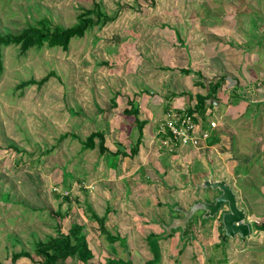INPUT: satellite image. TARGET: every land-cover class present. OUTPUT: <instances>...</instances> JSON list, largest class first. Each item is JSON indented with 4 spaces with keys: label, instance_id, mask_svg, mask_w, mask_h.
Returning a JSON list of instances; mask_svg holds the SVG:
<instances>
[{
    "label": "rangeland",
    "instance_id": "obj_1",
    "mask_svg": "<svg viewBox=\"0 0 264 264\" xmlns=\"http://www.w3.org/2000/svg\"><path fill=\"white\" fill-rule=\"evenodd\" d=\"M94 3L115 19L72 38L67 50L45 46L23 53L18 45L1 47L0 263L40 264L41 256L36 262L24 257L13 261L12 254L33 253L36 241L55 237L59 226L68 233L76 222L83 226L93 257L87 263L74 256L56 264H108L111 259L116 264L129 260L142 264L154 254L156 264H264V200L252 202L248 217L252 233L246 241L238 236L222 240L221 212L207 220L196 213L189 223L192 237L182 239L180 232L163 237L166 231L161 224L182 215L168 205L189 209L194 202L212 201L218 194L183 184L189 173L196 182L210 172L217 177L228 172L225 165L213 163L212 152L205 148L207 141L218 142L213 128L208 129L210 139L193 146L200 149L195 158L179 157L184 153L179 151L162 161L152 157V162L157 161L153 167L145 158L137 172L140 178L129 175L140 154L124 159L82 144L90 133L101 130L109 147L129 151L139 137L138 121H148L147 111L152 110L154 132L165 117L167 94H178L170 86L182 89L178 75L198 78L192 69L186 73L174 63L179 50L175 46L185 45L191 53L192 65L186 61L184 66L209 71L208 79L221 76L217 75L221 58L237 60L243 43L247 49L246 42H258L244 37V32L253 14L264 13L262 0H0V35L19 34L43 18L68 28ZM255 28L260 33L261 22ZM230 33L234 36L229 39ZM256 53L263 57L262 50ZM252 54L249 51V57ZM49 74L43 85L19 86ZM122 96L124 102L140 97L143 113L126 116L113 106ZM199 114L204 121L212 116V112ZM149 135H142L143 149L151 144ZM154 139L153 146L159 147ZM199 158L204 159L202 164ZM152 168L159 170L156 177ZM251 169L244 165L246 173ZM250 173L251 178L244 180L248 192L259 184L255 171ZM87 205L106 215L107 229L122 238L108 241L90 219ZM258 223L263 226L257 230Z\"/></svg>",
    "mask_w": 264,
    "mask_h": 264
},
{
    "label": "crops",
    "instance_id": "obj_2",
    "mask_svg": "<svg viewBox=\"0 0 264 264\" xmlns=\"http://www.w3.org/2000/svg\"><path fill=\"white\" fill-rule=\"evenodd\" d=\"M262 5L264 8V0H262ZM257 16H260V18L258 19ZM263 16L264 13L262 15L253 14L250 23L247 25L246 31L244 32L245 34L244 37H246L249 40L250 39L257 40L258 42L251 43V41H249L247 43L244 40L246 42L247 49L245 48V46L243 48V45H245L243 43L241 46L242 48L240 50L241 52L238 53L237 51L236 53L237 56H240V58L239 59L237 58V60L233 59L232 57L228 59H226V57H223L220 59L221 66H219V71L217 75L220 74L221 76H224L225 81L217 90L213 92L212 96L210 97L209 103H211L212 106H207L206 109L202 112V114L204 112L206 114L212 112V116L210 118L209 117L206 118L204 121L202 118H200L201 116L199 114L200 127L202 129H210L209 128L211 127L210 122L211 121L216 122L217 126L211 130H212V134H214L215 137L217 136L218 142L212 144L207 141L205 148L210 149V151L212 152L213 163L218 166L225 165L226 168L228 169L227 170L228 172L225 174L224 177H217L214 174V172H210L207 175L200 176L197 180H195L196 182H194L193 179L194 176L189 173L185 181L183 182L184 187H190L189 186L190 182H192L193 184H197L205 177H210L211 175H213V179H225L228 183H230L233 186L235 192L237 193L238 204L239 206L245 208L247 213V221L249 223L251 219L248 217H250L252 213V205H253L252 202H255L256 200L257 201L264 200V17ZM260 22H261V32L259 33L257 31L258 28H255V26H257V24H259ZM234 33L232 34L230 33L229 34L230 36L224 35V37L226 36L230 39L231 36H234L233 35ZM180 46L181 47L175 46V48L179 50L176 53L177 56L173 60L174 63L176 65H182L180 67L181 68L180 70L187 68L192 69L194 72H200L202 77L196 74L198 78L194 79L195 77L191 75L186 76V78H183L181 75H178V77L181 78L180 84L182 89L177 88L176 87L177 85L174 86L175 88H177V90L173 88V85L170 86L172 88L171 92L174 91L178 94L177 95L173 93L167 94L166 104L168 107H166L167 108L165 110L166 112L170 108H180L183 107L185 104H187L186 106L193 105L197 102L198 95L205 96L209 91L207 82L202 84L203 83L202 79L203 77L210 78L208 77L210 76L209 74L210 72L202 70L197 66L196 67L184 66L186 61L187 63L192 65V63H190V61L192 60L191 59L192 56L191 53H189V51L186 50L185 45L184 46L180 45ZM224 49H226L225 46ZM259 50H262V55H263L262 58L260 57V55H257L256 53V51ZM249 51L253 53L252 56L250 57L248 55ZM213 56L219 57L217 54ZM243 56L244 58L246 57L245 61L243 60ZM237 66L238 68L239 66L244 68L242 73H240L241 71L240 69L237 68ZM254 72H257L259 74L254 76L253 75ZM238 73H240V75ZM177 84L180 85L179 83ZM181 90L183 91L179 93ZM120 98L121 100L116 102L117 107H120L121 112L124 113L126 107L130 108V105L128 104L130 99L128 97L124 102L123 96ZM139 98L140 97H135L133 103L135 107L139 109V113L142 114L143 106H142V102H139L138 100ZM131 100H133V97H131ZM154 108L156 107L152 106V109ZM147 112H148V116H147L148 121H144L145 124L146 122L147 124L144 125L143 127V137L146 134L147 135L151 134L149 135V138L152 137V141H154L155 140L154 136H155L157 137L159 142L157 129H158V125L160 124L159 122H161L162 120L158 121L157 128L153 132L151 122H152V118L155 117L156 115L153 113V110L152 112L151 111H147ZM165 113L163 114V116L165 115ZM126 116H130V115H126ZM152 132L154 133V135H152ZM212 134H210V137L208 139L211 138ZM138 136H139V129H138ZM143 140L144 139L142 138V142ZM152 141L147 149H143L142 146L140 147V151L138 153V155L139 154L140 155L138 161L136 162L135 165L136 167H134V172L129 174L130 176H132V178H134V176L135 178H140V174L137 175V172H139L142 166L146 164L145 158H149L148 162H151L150 166L153 167L157 164V161L152 162V157L160 158V160L162 161L170 156L175 155L179 151H183L184 155L182 154L179 157L185 156L187 159H190V158H195L194 156L197 154L196 151H200V149H196L191 145H185V146L173 145L171 148L170 147L167 148L162 146L160 142H159V147H155L153 146ZM106 143H107V137H106ZM108 148H110V150L112 151L118 149V148L113 149L109 146ZM125 151L129 152L130 150L129 151L125 150ZM124 157H125L124 159H130V160L132 158L131 156H124ZM199 160H200V162L198 161L199 164H202L201 160L203 161L204 159L199 158ZM125 162L127 163L128 161L125 160ZM245 164L249 165L250 168H252L255 171L257 178H259L258 180H256V182L259 181L258 182L259 184H255L258 187L249 188L250 189L249 192L246 190L247 186L244 184V180L246 179V177H249L251 175L250 172H252V169L248 173H246L244 171ZM258 166L261 168L260 173L259 171H257ZM164 168L165 167H163V169ZM160 172L165 173V171H160ZM158 173L159 170L157 169L155 170V168H152V176L156 177ZM165 174L167 175V172ZM124 177L127 176L124 175ZM168 177L169 176L167 175L166 178ZM127 178L131 179V177H127ZM152 180H154L153 177ZM140 184H141V179H140ZM143 189L144 188H141L139 192H141V190L143 191ZM194 190H198V189H194ZM152 191H154L153 188ZM170 206L172 205H168L169 209ZM172 212H177V211H172ZM181 216H172L169 223L161 224V226L165 229V231L169 233L168 235H170L172 232L173 233L180 232V237L182 238L180 228L177 229L172 228L171 230H167V226L170 225L172 218L181 217ZM189 223L188 226L190 225ZM260 225L262 224L258 223L255 225L257 230L261 229ZM168 235L163 237H168ZM192 236H188V237H192Z\"/></svg>",
    "mask_w": 264,
    "mask_h": 264
},
{
    "label": "trees",
    "instance_id": "obj_3",
    "mask_svg": "<svg viewBox=\"0 0 264 264\" xmlns=\"http://www.w3.org/2000/svg\"><path fill=\"white\" fill-rule=\"evenodd\" d=\"M115 16H109L104 13L101 5L94 3L93 7L88 10H83L78 15V21L72 26L60 27L48 19H41L35 24H28L19 34H6L0 35V68L2 67V46H8L11 44L18 45L21 52L25 53L32 48L41 49L45 46L61 47L65 50L69 48L72 38H80L85 33L96 25H102L106 22L113 21ZM183 72L190 73L191 69H182ZM201 76L200 72H196ZM49 74L41 79L31 78L22 81L19 86L24 87L28 85H43L51 76ZM202 77V76H201ZM208 85V92L205 96L198 95L197 102L193 105L187 106L189 112H203L207 106H212L209 103L210 97L213 92L217 90L225 81L224 76L214 77L212 79L206 78ZM204 84V83H202ZM133 101H129L130 108L126 107L124 113L126 115H139V109L133 106ZM113 106H117L116 100L112 102ZM139 125V137L135 146L130 148V151L117 149L115 151L110 150L106 143L105 132L98 130L90 133L83 141V147L85 149H94L96 146L100 154L109 153L114 156L122 155L134 157L140 151L142 145L143 127L144 121H138ZM96 139L99 140L96 144ZM88 210L91 212L90 219L98 223L100 233L105 235L107 240L115 242L120 240V235H113L106 226V215H98L90 205H87ZM262 228V225H260ZM83 226L74 222L71 223L68 233L61 231V226L57 229V235L53 238H49L48 241H36L34 245V252L31 253L26 250H21L12 254V260L17 261L20 258H29L32 262H36L38 257H43V261L40 264H56L58 261H65L70 257L77 256L83 263H87L90 258L93 257L92 250L89 247L87 237L82 231ZM116 260L111 259L108 264H116ZM158 262L157 256H154L152 260H148L142 264H156ZM127 264H133L131 260L126 262ZM125 263V264H126ZM1 264V263H0ZM92 264V263H88Z\"/></svg>",
    "mask_w": 264,
    "mask_h": 264
},
{
    "label": "water",
    "instance_id": "obj_4",
    "mask_svg": "<svg viewBox=\"0 0 264 264\" xmlns=\"http://www.w3.org/2000/svg\"><path fill=\"white\" fill-rule=\"evenodd\" d=\"M217 102V101H215ZM193 189H212L217 191L218 194L212 201H196L189 209L182 208L180 205L175 204L170 206L172 211L181 212V217H173L167 230L172 228L181 229L182 238L192 236L188 223L196 213H201L202 220L214 218L221 212V220L223 225V241L227 237L235 238L236 236L246 240L251 234V225L247 221V213L244 207L239 206L237 193L233 186L225 179H213V175L205 177L199 183H189ZM227 205V207H226ZM223 207L225 208L223 210ZM169 233L164 234L167 236Z\"/></svg>",
    "mask_w": 264,
    "mask_h": 264
},
{
    "label": "built area",
    "instance_id": "obj_5",
    "mask_svg": "<svg viewBox=\"0 0 264 264\" xmlns=\"http://www.w3.org/2000/svg\"><path fill=\"white\" fill-rule=\"evenodd\" d=\"M164 116L157 129L159 142L164 147L197 146L200 140L210 137L209 130L200 127L198 113L189 112L187 106L170 108ZM210 126L214 128L217 124L211 121Z\"/></svg>",
    "mask_w": 264,
    "mask_h": 264
},
{
    "label": "flooded vegetation",
    "instance_id": "obj_6",
    "mask_svg": "<svg viewBox=\"0 0 264 264\" xmlns=\"http://www.w3.org/2000/svg\"><path fill=\"white\" fill-rule=\"evenodd\" d=\"M216 197V195L214 196V198ZM214 198H213V200H214ZM226 207H227V205H226ZM199 215H201V213L199 214ZM201 218V217H200Z\"/></svg>",
    "mask_w": 264,
    "mask_h": 264
}]
</instances>
